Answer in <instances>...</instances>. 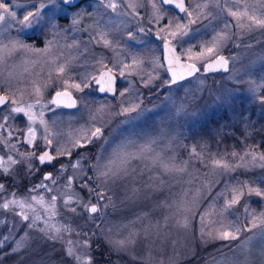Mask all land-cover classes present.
Instances as JSON below:
<instances>
[{
    "label": "rangeland",
    "instance_id": "1",
    "mask_svg": "<svg viewBox=\"0 0 264 264\" xmlns=\"http://www.w3.org/2000/svg\"><path fill=\"white\" fill-rule=\"evenodd\" d=\"M40 2L42 0H5V3H9L11 9L17 13V17H21L28 10L35 11V7H38ZM107 2L108 0H104V3H101V0H87L75 9L66 7L64 11L47 7L43 9L44 22L40 26H34L21 32L17 31V27L8 26L11 21L6 17L7 23L0 25V40H3L5 44L18 38L36 48H44L47 41H53V46L48 57L23 51H17L7 57L4 64L0 65V89L9 86L13 90L19 89L23 92L22 99L25 102H32L34 96H31L30 93L33 91V82L39 85L50 84L51 86L42 88L44 92L42 103L48 105L43 109V119L49 123L50 127L55 122L54 130L57 132L74 134L76 129L88 123L90 111L94 112L103 105L107 112L113 114L105 129L109 139L118 141L121 134L127 135L129 131L147 132L153 136H159L161 131L164 133L159 147L167 146L165 157H175L177 164L187 162L186 172L165 176V187L158 192L144 188L143 184L147 179V174L138 177L136 183H118L113 187L115 207L110 206L107 209L106 220L96 221L120 227L122 236H127L130 232L135 233L136 244L131 251L137 257H147V254L151 253L149 264H186L187 261L195 260L199 254L205 251L226 246L225 250L221 248L217 254L205 258L199 264H211L213 258L218 261V264H232L238 257L245 256L248 264H264V235L260 234L259 229H253L252 232L242 231L239 239L233 242L216 240L207 245H201L196 238L201 214L207 213L205 215L206 223L222 220L227 225L237 222L244 224L246 217L251 219V215L244 212L245 204H247L250 213L259 215L264 212V198L245 195L239 204L224 211L222 215H217L223 208L225 200L231 198L230 187L237 180L255 181L253 186L258 185L264 188V183H261L264 181V169L257 166L249 171L237 169L235 172L228 173L212 164L214 159L235 163L236 160L231 155L233 152L243 154L245 150L255 149L258 153H264V146L257 148L256 143H245L242 151L236 147L224 151L217 146L213 148L212 144L219 145L221 142L222 133L232 131L225 118H221L218 125L211 126L212 137H206L203 134L191 137L194 127L198 126L200 122L209 121L215 113L219 116L225 107L228 108L231 116L229 122L235 123L237 119H240L242 127L246 131H250L253 124L257 122V115L264 114V104H261L259 100V97L264 95L262 94L263 88L260 87L264 85V28L254 26L251 30L241 33L240 29L235 27V18L227 15V9L221 11L216 6L217 3L221 5L226 3L227 8H231L233 11H242L244 7H247L249 12L255 9L258 16H264V12L261 11L264 0H187V7L190 11L196 4L207 2L208 8L204 11L211 15H208L207 18L204 16L197 18L196 12H193L192 19L197 22L189 26V34L183 38L182 43L185 48L192 46L193 53L201 51L200 46H208L213 36L224 29L226 23L230 25V28L226 30L238 33L240 38L229 40L219 49V54L225 55L230 60V68L227 72H213L207 75L203 72L202 65L198 63L201 71L180 82L182 87H179L178 91L176 85H173L171 89L144 88L140 84V79L145 76V73L155 75L151 63L153 57H159L160 61L164 62L162 58L164 40L156 33L169 21L176 22L178 20L182 24L186 23L188 18L185 14L164 6L160 0H154L163 17L157 22L152 16V0H114L117 4L115 11L105 7ZM129 3L137 5L135 11L127 7ZM77 12H82L83 16L79 24L73 25L72 17ZM53 15H55V24L57 25L55 29L51 28L49 24V18ZM140 28H144L145 32L141 33ZM101 30L107 33L113 47H105L103 43L96 42V39H99L98 32ZM130 32L133 33V38L129 37L128 33ZM117 42H119L118 45ZM173 44L180 52V45L176 41H173ZM132 56H137L138 59L143 60V63L136 67L131 75L126 69L125 75L120 76L119 62L130 64ZM49 57L56 58L57 64L67 61L68 68L63 78L70 77V83H81V87H83L82 81L85 78L97 76L103 69L98 63L102 60L103 65L112 69L118 76L117 95L109 97L100 94L97 85L92 83L90 87L84 88L83 92H77L68 87V90L73 92L78 99L76 108L68 109L48 104L54 91L62 90V86H57L55 79L58 75L55 72L56 65L49 62ZM114 65L116 67H113ZM50 71L54 77L52 81L48 79ZM157 71H159L161 80L167 78V74L163 70L157 69ZM156 83L159 84L160 81L158 80ZM125 88H128L129 91L124 97H120L118 93ZM170 92L175 99L185 100L187 107L185 113L173 115L174 106L165 100ZM141 93L144 99L142 107L146 106L150 111L145 112L142 118L134 122L133 125H121L120 122L125 117L115 115L121 102L125 100L135 102V96ZM193 96L196 97L195 102L192 101ZM20 98V93L17 92V99ZM33 111L38 117L41 108L36 106ZM242 111L243 113H241ZM7 114V106H5L0 111V117ZM13 117L9 119L8 125L4 129H0V155H6L8 152L2 143L5 138L16 144L21 152L31 150V146L19 142L23 140V137H19V141L17 139L19 136L17 130L26 129L27 117L23 114H13ZM0 123H3L2 119H0ZM35 127L37 129L35 150L39 154L44 146L41 140L43 128L39 124V119H37ZM9 130L13 132L12 137H7ZM57 139L63 144L67 142L68 137L66 135L55 137L52 147H55ZM193 147L199 155L191 154ZM86 152L88 153V151ZM76 158L77 152L73 151L72 157H60L58 162L53 164L50 171L57 179V184L52 185L50 181H44L54 189L52 193H48L43 188H37L35 192H31V195L43 196L47 202L51 195L66 191V178L74 174L70 164ZM61 164L69 166L68 170L59 172ZM201 166H204V169ZM35 167L39 170L42 165L36 162ZM85 171H87V162H85ZM36 172L26 175L21 166H14L12 175L0 174L1 177L3 175L4 178L13 179L16 184L14 186L6 180L0 181L6 188V191L0 194V198L11 199V193H16L17 198L27 197L33 186L40 184L47 171L41 172L35 181L33 178ZM88 175H91V172ZM28 181L30 183L25 185L24 182ZM78 183L77 178L73 185L77 191H79V188L76 187ZM132 187H137L140 191L136 198L128 199ZM197 189L200 194L196 196V202L191 203ZM185 191L188 192L187 197L183 196ZM221 192L224 193L223 196L218 195ZM182 197L189 201L186 212L177 207ZM161 201H167L172 207H162ZM255 201H258V206L254 204ZM93 202L95 203V201ZM32 203L37 211L42 215H47L43 206L35 202ZM56 209L59 215L52 218V223L59 225L63 223L64 216L67 215L62 207V200L58 199ZM29 214L31 215V213ZM185 214L189 216V229L174 227L175 220L182 218ZM165 217L168 218L167 226H165ZM0 220L9 222L0 224V244L3 245L0 249L9 246L8 250L0 252V260L6 255L17 253L16 257L6 264H49L50 261H54L55 264H72L71 260L63 258L61 243L52 244L40 240L35 238V233H30L33 238L29 240L27 250L21 249L14 252V241L23 236L27 229L20 223L18 216L3 209H0ZM13 224H15V230L12 232L14 239L3 241V236L9 234ZM211 226L216 228L219 225L211 224ZM72 227L87 231L90 225L86 223V215L73 217ZM64 235L65 240L79 241L83 239L82 236H77L74 233L72 235L65 233ZM92 239L94 241L96 237ZM245 242L247 247L241 252L239 246ZM229 244L230 246H228ZM94 248L95 245H93V250ZM115 260L119 264H132L128 256L115 255ZM95 264L100 263L95 259Z\"/></svg>",
    "mask_w": 264,
    "mask_h": 264
},
{
    "label": "snow or ice",
    "instance_id": "2",
    "mask_svg": "<svg viewBox=\"0 0 264 264\" xmlns=\"http://www.w3.org/2000/svg\"><path fill=\"white\" fill-rule=\"evenodd\" d=\"M104 3V0H101ZM161 4L174 5V7L180 12L184 13L188 18L186 23H180L169 21L168 24L162 26L156 33L161 39L164 40L163 51L166 53L164 56V62L160 61L159 57H153L151 63L153 66V73H145L144 77H141L140 84L144 88H161L171 89L173 85L182 87L181 81L186 80L189 77L195 76L201 71L197 64H201L205 72H210L218 68L227 70L229 63L228 59L219 54V49L222 48L229 40L239 39L238 33L227 31L230 28L229 24L224 25V29L217 32L208 46L201 45V51L193 53L192 46L185 48L183 46V38L188 36L190 28L189 26L196 23L197 20L192 19L193 12H196L197 18L204 16L207 18L211 13H206L204 10L208 8V3L196 4L192 11L189 7L185 6V0H160ZM141 7L143 5H140ZM216 6L221 11L227 9V15L235 18V27L240 29L241 33L251 30L252 27L258 26L264 28V16H258L255 9L249 12L247 7L243 10L233 11L231 8H227V4H219ZM47 7H53L54 9H60L64 11L66 7H75V0H42L38 7H35V11L28 10L21 17H17V13L13 11L9 3H5V0H0V25L6 24V17L11 21L8 26L17 27V31L21 32L26 29H31L34 26L38 27L44 22L43 9ZM106 8H110L113 11L116 10L117 4L114 0H108L105 4ZM128 8L135 11L137 5L135 3H129ZM151 7L153 9L152 16L159 22L162 19L160 8L152 0ZM261 11L264 12V5H261ZM138 15V13H137ZM83 13L77 12L72 17L73 25L80 23ZM50 27L55 29V15L49 18ZM141 33L145 32L144 28H140ZM163 34V35H161ZM130 38H133V33H128ZM99 39H96L97 43H103L105 47H113L112 41L108 38L105 31L98 32ZM176 41L180 45L181 51L177 52L176 45L173 44ZM119 42H117L118 45ZM53 41H47L44 48H36L34 45L24 43L21 39H12L7 44L0 40V65H3L6 58L10 57L17 51H23L25 53L38 54L43 57H48ZM239 46V45H237ZM49 62L56 65L55 72L58 74L55 79L57 80V86H62V90H55L54 95L48 101V104L56 107L76 108L77 101L73 98L72 93L68 91V87L75 89L77 92H83L84 88H88L92 83H95L99 92H110L113 96L117 95V90L114 87L115 75L112 74V69L107 71H101L99 76H91L85 78L83 87L81 83H70L69 78H63L66 69L68 68V62H62L57 64L56 58L49 57ZM35 63V61H33ZM102 68H106L103 65L102 60L98 61ZM119 74L125 75V70H129V75L143 63V60L138 59L137 56L131 57L130 64H124L119 62ZM113 67H116L114 65ZM161 69L167 74V78L161 80L159 71ZM49 81L54 79L52 72L48 74ZM160 81L159 84L156 81ZM131 83V82H130ZM203 83V82H201ZM254 83V82H253ZM50 84L39 85L33 82V91L30 93L34 96L32 102H25L23 92L19 89L13 90L11 86L0 89V109L7 106V115H3L0 119L3 123H0V129H4L8 125L10 118H14L13 114H23L27 117V125L24 130H17L19 136L23 137L22 142L28 146H31V150L21 152L16 147V144L11 143L8 139H4L2 143L7 148L6 155H0V174L12 175L14 166H21L24 169L26 175H32L38 169L35 167V163L40 165L52 164L60 157H72L73 151L77 152V158L70 164V167L74 170L73 176L66 178L65 189L66 191L57 192L55 195H51L46 202L43 196L31 195V192H35L37 188H43L48 193H52L54 189L45 184L44 181H50L52 185L57 184V179L54 178L51 172H47L43 175L39 185H34L30 190L27 197L17 198L16 193H11V199L0 198V209L13 213L20 218V223L27 229L24 235L19 239H16L14 252L24 249L27 250L29 246V240L33 237L30 233H35V238L50 242L52 244L61 243L63 249V258L72 261V264H95L93 256V237L96 240H103L109 248L110 252L117 256H128L129 261L132 264H149L151 260V253L147 254V257H137L131 251L136 244V234L130 232L127 236L121 235V228L115 225L109 226L107 223H97V220H106V211L111 207H115L113 200V187L118 183L138 182V177H143L147 174V179L144 181V188L158 192L165 187L164 177L168 175L183 174L187 170V162L177 164L175 157H165L164 153L167 151V146L164 148L159 147L161 138L164 133L161 131L159 136H153L147 132H135L129 131L127 135L121 134V138L117 141L109 139L106 135L105 129L111 120L112 113L107 112L105 107L101 105L94 112L90 111L88 117V123L82 125L76 129L73 133H62L54 130L55 122L50 127L49 123L43 119V109L48 105L42 103V97L44 92L42 88H47ZM260 87L264 88V85ZM129 91L128 88L120 91L118 95L124 97ZM138 91V90H137ZM17 92L20 93L21 98L17 99ZM165 100L169 104L173 105L175 112L173 115H179L187 111L186 102L184 99L177 100L170 92ZM196 97H192V101L195 102ZM261 104H264V95L259 97ZM144 105L143 94L135 96V102L123 101L118 107L115 115L123 116L125 119L121 120V125H133L134 122L140 120L145 112L150 111ZM39 106L41 111L39 116L33 111V109ZM39 119V124L43 128L41 140L43 142V149L37 154L36 139L37 129L35 127ZM13 132L9 130L7 137H12ZM60 135H66L68 137L66 143H60L57 139L55 147L53 146V139ZM98 145L96 155L89 158L88 153L85 151L90 146ZM191 154L199 155L196 153V149H191ZM232 157L235 158V163H230L226 160H213L214 167L223 169L225 172H235L237 169H244L245 171L251 170L253 167H260L264 169V153H258L257 150H245L243 154L233 152ZM85 162H87V171H85ZM69 166L60 165L59 172H65ZM78 170V171H76ZM91 172V175H88ZM79 180L76 187L79 191L73 187L74 182ZM255 181H240L237 180L235 184L230 187L231 198L226 199L220 213L222 215L224 211L232 208L234 205L240 203L241 199L247 196L255 195L257 197L264 198V188L255 185ZM264 183V181H261ZM227 190V189H226ZM6 191L5 185L0 183V194ZM139 188L132 187L128 199L136 198L139 194ZM199 189L195 191L191 203L196 202V196H199ZM223 196L224 193L218 194ZM184 197L188 196V192L185 191ZM62 200V207L67 214L64 216L63 223H52V218L59 215L56 205L57 201ZM95 201V203L93 202ZM35 202L38 205L43 206L47 215H42L33 206ZM175 203V202H173ZM189 201L181 198L178 209H183L185 212L188 210L187 205ZM162 207H172L167 201H161ZM19 209V211H17ZM79 209V211H78ZM244 212L251 215V219H247L244 224L239 222L235 224H224L222 220L205 222V214L199 216L200 227L198 229L197 239L201 245H207L216 240L221 241H235L240 237L242 231L252 232L253 229H259L260 234L264 235V212L256 215L250 213L247 204L244 206ZM31 213V215L29 214ZM86 215V223L90 225L87 231L82 228L72 227V218ZM147 215V214H145ZM194 218V217H193ZM167 217H165V226H167ZM9 223L7 220H0V224ZM211 224H218L219 226L213 228ZM180 229H189L190 221L188 215H183L182 218L175 220L173 225ZM15 230V224L9 230V234L3 236V241L14 239L12 232ZM65 233L77 236H82L83 239L79 241L65 240ZM175 243V242H174ZM3 245L0 244V247ZM99 245L97 243V249ZM241 252L247 247V243H243L239 246ZM49 264H55L54 261H50ZM211 264H218V261L213 258ZM232 264H248L247 257L240 258L232 262Z\"/></svg>",
    "mask_w": 264,
    "mask_h": 264
},
{
    "label": "trees",
    "instance_id": "3",
    "mask_svg": "<svg viewBox=\"0 0 264 264\" xmlns=\"http://www.w3.org/2000/svg\"><path fill=\"white\" fill-rule=\"evenodd\" d=\"M207 75H210V74H207ZM262 94H264V88L262 90ZM241 113H243V111ZM221 118H225L227 120L228 125L232 131L226 132L224 134L222 133L223 136H222L221 142L219 143V145H215V143L212 144L213 148H216L215 146H217L221 148L222 151H224V150H229L231 147H236L240 151H242V148L245 146V143H256L257 148L258 146L261 148L264 146V114L257 115V118H258L257 122L253 124V126L251 127L252 129L250 131H246V129L242 127V122L240 119H237L235 123L229 122L231 116L229 114L228 108L226 107L222 109V112L219 114V116H217V114L215 113V115L212 118H210L209 121L200 122L198 126L194 127L192 129L193 134H191V137L192 135L196 137L199 134L206 135V137H212V135L210 134L212 130L211 126L218 125ZM188 139L190 138L188 137ZM96 149H97V145L90 146L89 149L85 151H88V154L91 158V156H94L96 154ZM201 167L202 169H204V166H201ZM43 171H44V168L40 167V169L35 174L36 177L34 176L33 180L38 179V177L41 175V172ZM89 173L90 172H88V174ZM3 180H6L9 184H12L14 186L16 185L15 182H13V179H10L7 177L4 178L3 175L2 177L0 175V181H3ZM29 183H30L29 181L27 183L24 182L25 185ZM254 204H257V206L259 205L258 201H255ZM97 243L99 245L98 249H97ZM93 245H95L93 253L98 263L100 264H119L115 260V255L110 252L109 248L107 247V245L104 244L103 240L97 241L95 239ZM228 246H230V244ZM221 248L225 250L226 246H223L220 248H214L210 251H205L206 253L203 252L199 254L195 258V260L187 261L186 264H199L205 258H208L211 255L217 254L218 251L221 250ZM8 249H9V246H6L5 248L0 249V252L4 250H8ZM16 255L17 253H11L9 255L4 256V258L0 260V264L8 263L13 258H15Z\"/></svg>",
    "mask_w": 264,
    "mask_h": 264
},
{
    "label": "water",
    "instance_id": "4",
    "mask_svg": "<svg viewBox=\"0 0 264 264\" xmlns=\"http://www.w3.org/2000/svg\"><path fill=\"white\" fill-rule=\"evenodd\" d=\"M83 0H75V6L76 5H78L80 2H82ZM164 6H166V7H171V8H173L175 11H177L178 13H180L175 7H174V5H165V4H163ZM185 6L187 7V0H185ZM163 44H164V42H163ZM176 50H177V52H179V50H178V48L176 47ZM166 55V53L163 51V47H162V58H163V60H164V56ZM225 58H227L225 55H223ZM228 59V61H229V63H228V65H227V70L225 71L223 68H218V69H216V70H213V71H210V72H205L204 71V69L202 68V70H203V72L205 73V74H210V73H213V72H221V73H224V72H227L228 70H229V68H230V60H229V58H227ZM197 67H200L198 64H197ZM201 68V67H200ZM108 69H110V68H103V69H101L100 70V72L101 71H107ZM100 72L98 73V75H97V77L99 76V74H100ZM112 74H114L115 75V83H114V87L116 88V90H117V92H118V84H119V79H118V76H117V74L115 73V72H113L112 71ZM189 78H191V77H189ZM189 78H187V79H189ZM182 82V81H181ZM96 85V84H95ZM97 88H98V86H97ZM69 91V90H68ZM71 92V91H70ZM99 92V91H98ZM72 93V96H73V98H75L76 99V101H77V103H78V99H77V97L75 96V94L73 93V92H71ZM100 94H103V95H106V96H109V97H114L113 95H112V93H110V92H99ZM54 95V94H53ZM68 109H73V108H68Z\"/></svg>",
    "mask_w": 264,
    "mask_h": 264
},
{
    "label": "flooded vegetation",
    "instance_id": "5",
    "mask_svg": "<svg viewBox=\"0 0 264 264\" xmlns=\"http://www.w3.org/2000/svg\"><path fill=\"white\" fill-rule=\"evenodd\" d=\"M85 1H87V0H83L82 2H80L78 5H76L75 7H69V8H71V9H75V8H77L80 4H82L83 2H85ZM56 162H58V159L56 160V161H54L53 163H52V165L51 164H44V165H42V167L44 168V172L45 171H47V172H51L50 170L53 168V164H55ZM46 172V173H47Z\"/></svg>",
    "mask_w": 264,
    "mask_h": 264
}]
</instances>
